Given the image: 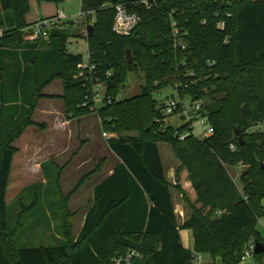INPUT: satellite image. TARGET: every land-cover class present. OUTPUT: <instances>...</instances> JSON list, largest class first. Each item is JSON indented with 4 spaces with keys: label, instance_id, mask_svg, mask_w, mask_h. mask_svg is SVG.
<instances>
[{
    "label": "trees",
    "instance_id": "1",
    "mask_svg": "<svg viewBox=\"0 0 264 264\" xmlns=\"http://www.w3.org/2000/svg\"><path fill=\"white\" fill-rule=\"evenodd\" d=\"M118 5L139 18L128 36L112 31ZM80 6L86 31L94 21L85 38L94 66L87 82L73 78L83 58L68 50V29L23 42L24 30L33 24L27 21L29 0H0V264H112L113 244L137 250L142 260L133 264H193L196 254L240 264L249 245H264L255 227L264 217V171L257 165L264 163V0H80ZM172 22L179 30L176 42ZM130 75L140 77V92L118 101ZM56 80L62 94H43ZM99 83L113 102L94 112L91 86ZM166 89L179 99L202 102L212 136L177 140L185 128L166 126L163 103L153 97ZM40 99L62 101L69 119L99 116L103 133L111 135L107 148L118 161L94 187L72 252L65 241L18 248L17 228L7 223L12 144L36 125L32 116ZM159 143L170 146L177 172H186L195 193L193 203L185 200L190 213L181 224ZM227 168L242 170L241 190ZM55 181L59 187V174ZM180 229L191 230L192 251L183 247Z\"/></svg>",
    "mask_w": 264,
    "mask_h": 264
},
{
    "label": "rangeland",
    "instance_id": "2",
    "mask_svg": "<svg viewBox=\"0 0 264 264\" xmlns=\"http://www.w3.org/2000/svg\"><path fill=\"white\" fill-rule=\"evenodd\" d=\"M30 5V11L28 14L29 19H35L39 16L41 17H50L55 15L56 13L62 11L66 19L63 21L64 23H61V27L63 29H68L69 34L71 35L70 38V44H69V51L74 54H79L82 56L83 61L86 59V40L87 38V32L85 29L86 22L83 20L82 17H80V0H64L62 4L59 6H56L50 2L44 1V0H29ZM43 19V18H42ZM40 21V19H38ZM37 22V21H35ZM94 24V21H90L89 25L92 26ZM25 35V33H24ZM1 38V36H0ZM25 41V38L23 37V42ZM26 42V41H25ZM74 79L76 78L73 77ZM140 77L135 75H130L124 85L123 88L120 89V92L118 93L117 100L123 101L130 97L133 98V96H136L140 92ZM54 89H48L50 91L55 92V90L61 86L62 82L59 80H56L53 84ZM57 86V88H56ZM60 88V87H59ZM176 97V94L171 89L162 90L160 92L154 93L153 97L159 101L160 103H163L167 97ZM62 102V101H61ZM63 104V102H62ZM64 108V104H63ZM94 115V116H91ZM87 116H81L79 118L75 119H81V118H87L89 119V123L91 125H88L89 127L94 126L95 128L94 134L98 135V139L101 140L103 145L93 144L89 145L87 150H85V157L95 156L97 158L98 156H106V164L104 169L109 170L113 165H115L116 159L110 155L108 152V148L105 146L106 144V138L103 137V130L102 126L100 124L99 116L96 114H91ZM39 118V115H37ZM66 117V115H65ZM67 118V117H66ZM91 120L94 122L92 123ZM166 126H172L175 128H179L183 125V122L180 120L179 116L174 115L170 116L166 120ZM37 127V126H36ZM39 127V126H38ZM196 129H199L198 126H196ZM257 128H255L256 130ZM108 136L111 137L109 133H106ZM127 136H136V133H128ZM25 137L22 138L20 141H14L13 147L16 148H22L23 143H25L28 139ZM95 141H98L95 139ZM93 143V142H92ZM77 148V143L73 141V143L69 146V152H72ZM159 154L161 157V161L164 167L165 175L167 181L172 186V195L174 197V204H180L184 214L182 215L178 214L179 222L184 221L187 219L188 214L190 213V209L187 207V203L185 200L189 201L190 203L194 202V194H193V187L191 185V182L189 181L187 174L184 170H180L177 172L179 167V161L176 159L173 151L171 150L170 146L165 143H159L158 144ZM65 156H60L59 160L62 162L64 160ZM90 158V157H89ZM91 161L85 165L81 171H75V168L69 169L68 172H65L62 174V178L60 181V187L57 186L55 177L57 173L53 174V176L48 179V184L43 185L38 178L37 180H33L32 182H29V179L20 178L22 175L20 174L18 168L14 169V167L11 170L10 173V179L6 194V206H7V223L8 227L13 230L17 228L16 230V236H15V242L18 248H38V247H48V246H58L61 245L64 241L68 242L70 249L71 245L74 240L76 239V236L79 232L80 226H81V217L83 214V210H85L89 204L88 199L90 198V189L91 185L95 182L99 181L101 176L104 177V173L98 178L96 175L90 180H87L82 185V188L80 191L75 195L74 197H71L70 200L65 199V197L69 194V192L72 191V189L75 188L77 183L82 179L83 173H86L89 168L92 167ZM18 166V164H14V166ZM228 173L230 177L232 178L233 182L235 183V186L238 190H241V185L239 182V177L242 172L240 169L233 170L232 168H227ZM45 188L49 197H52L54 199H49V206L50 209L58 211L57 215H54V217L46 220L45 215L42 213V210L44 206L37 205V198L39 197V191L41 188ZM59 189V190H58ZM193 190V191H192ZM77 191V190H74ZM59 192V193H58ZM190 192V193H189ZM73 193V192H71ZM60 194V196H59ZM57 201V202H56ZM63 201V202H62ZM35 202V204H34ZM32 206L28 212L23 213V215L20 217L21 212L23 209H26L28 207ZM77 209L76 215L72 212ZM74 215V216H73ZM20 217V226L17 227V222ZM45 218V220L43 219ZM256 230L259 233L260 237L262 238V241H264V217H260L256 222ZM180 234L182 237V241L189 250H193V237L191 230L189 229H180ZM140 241V239H139ZM69 252H72V249L69 250ZM135 253L137 254L136 257H134L130 264H133L134 260H142V256L140 253L133 249V250H127L123 247H119L117 245H112V255L111 260L112 264H126L125 260L127 257L131 254ZM195 260L193 264H196L198 261V264H222L219 259L213 260L206 254H196L194 255ZM264 264V254L260 255H253V252L251 255L244 260L240 262V264Z\"/></svg>",
    "mask_w": 264,
    "mask_h": 264
},
{
    "label": "crops",
    "instance_id": "3",
    "mask_svg": "<svg viewBox=\"0 0 264 264\" xmlns=\"http://www.w3.org/2000/svg\"><path fill=\"white\" fill-rule=\"evenodd\" d=\"M42 18L44 17L39 16L35 19L28 18L27 21L34 23L35 21H38V19H42ZM54 82H52V84L46 86L43 89V94L48 96H52V95L59 96L62 94L61 86H59L60 88L59 87L57 88L56 86L57 89L55 90V92L53 90L46 93V91H49L48 89H54L53 86ZM33 114L34 115L32 116V121L36 125L26 127L23 133L14 140V141H19V140L21 141L22 138L25 137V135L27 137L26 139H28L25 143H23L22 148L18 149L14 147L16 149V153L14 154L12 159L11 170L13 167L14 169H16L17 167L20 174L22 175L20 178H24L26 180L29 179V182H32L33 180L35 179L37 180L39 178L43 185H47L49 181L48 179H50L53 176V174L57 173L59 174V185H60L62 174L68 172L69 169L71 168H75V171L80 172L81 169H83L85 165L90 161L92 163L91 164L92 167L89 168V170L86 173H83V177H82L83 180L80 179L79 182H81L82 180V183L80 184L85 185L84 183L87 180L92 179L96 175L99 178L102 175V173L105 174L104 177L101 176L99 181L91 185L90 198L88 199L87 202L89 206L85 210H83V214L81 217L82 223L80 226L81 229L86 213L92 204V192L94 187L98 183L106 179L112 173V169L118 162L117 158L108 150L110 155H112L116 159V162L115 165L111 167V169L106 170L104 169L103 166H105L107 162L106 161L107 155L98 156L97 158H95V156L91 158L90 155H89L90 158L87 156L85 157L86 154L84 155L83 153H85V150H87L89 145L92 146L93 144L95 145L98 144L100 146L103 145L101 140L98 139V135L94 134L97 124L96 127H94L95 125L89 127L88 125L91 124H88L89 119L85 117L81 119L66 118L64 115L63 104L60 100L40 99L36 104ZM37 115H39V118L37 117ZM91 122L93 123L94 121L91 120ZM95 139H97L98 141H95ZM73 141L77 143V148H75V150H73L72 152H69V146L73 143ZM105 146L107 147L106 144ZM60 156L63 157L65 156L62 162L59 160ZM104 159H105L103 163L104 165L99 168L98 166L99 163ZM14 164H18V166L17 165L14 166ZM97 166L98 169H96ZM79 182L77 183L75 188L72 189L71 192L73 193L69 192V194L65 197V199L70 200L71 197L77 195V193L82 188V185H79ZM7 189H8V185H7ZM193 194L195 196L194 191ZM52 197H49L44 187L41 188V190L39 191V197L37 198L36 204L44 206L42 213L45 215L46 220L48 219V217L50 219L54 217V215H57L58 213V211L54 212V210H52L53 208L50 209V207H48L49 199L51 198V200L54 201L53 199L54 197L53 198ZM173 203H174V198H173ZM72 213L76 215L77 209L74 210ZM174 213L177 217L178 223L181 224L183 221L179 222L178 214L182 215V213L184 214V211L180 204H174ZM43 219L45 220V218ZM181 242L183 247L189 250L187 247H185L182 241V237H181Z\"/></svg>",
    "mask_w": 264,
    "mask_h": 264
},
{
    "label": "built area",
    "instance_id": "4",
    "mask_svg": "<svg viewBox=\"0 0 264 264\" xmlns=\"http://www.w3.org/2000/svg\"><path fill=\"white\" fill-rule=\"evenodd\" d=\"M257 1V0H254ZM80 17L83 19L86 17V14L80 11ZM66 19L63 12L60 11L55 15L47 18L40 19V21L34 22L29 27L24 30L25 33V41L26 42H36L39 39H46L51 30L61 27V23ZM139 18L135 14H131L127 12V10L118 5L115 8V16L112 25V31L118 36H128L131 31L138 25ZM174 22H172L173 28V40L177 41L179 37V30L176 28ZM1 34V31H0ZM86 59L79 66L78 74L76 78L82 79L85 82L90 80L92 71L94 70V66L89 62V53L86 47ZM93 104L92 110L96 112L97 108L103 103H112V99L110 96H105V88L103 85L94 84L91 86V101ZM160 112L164 115L165 119L163 120L166 124V120L170 116L177 115L180 120L183 122V125L180 127H184L183 132L177 133V140L184 141L186 138L190 136H194L199 140L212 136L213 128L208 124V120L203 116L202 112V102L200 100L190 102L189 100L179 99L176 97H167V99L163 102L161 106ZM196 126L199 129H196ZM175 128V127H174ZM103 137L107 139L110 138L106 133L102 134ZM232 151L235 150L234 145H230L229 147ZM253 244L249 245V247L243 252L242 260L249 257L252 253ZM137 254L131 253L127 259L125 260L126 264H130V261L136 257ZM198 264V261L196 262Z\"/></svg>",
    "mask_w": 264,
    "mask_h": 264
},
{
    "label": "water",
    "instance_id": "5",
    "mask_svg": "<svg viewBox=\"0 0 264 264\" xmlns=\"http://www.w3.org/2000/svg\"><path fill=\"white\" fill-rule=\"evenodd\" d=\"M87 34H91L92 32V26H88L87 27ZM126 59L128 61V63L132 62V58H131V52L128 50L126 51ZM235 136H239V131H235ZM259 170L264 171V163H257ZM253 255H260V254H264V245L258 243V242H253V249H252Z\"/></svg>",
    "mask_w": 264,
    "mask_h": 264
}]
</instances>
